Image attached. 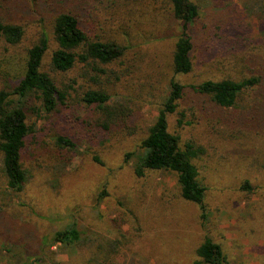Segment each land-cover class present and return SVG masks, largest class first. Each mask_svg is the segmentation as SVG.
Segmentation results:
<instances>
[{
    "label": "rangeland",
    "instance_id": "rangeland-1",
    "mask_svg": "<svg viewBox=\"0 0 264 264\" xmlns=\"http://www.w3.org/2000/svg\"><path fill=\"white\" fill-rule=\"evenodd\" d=\"M97 1L84 3L99 21L92 31L114 37L119 27L110 14L114 4L104 0L107 10L101 5L100 12L94 10ZM196 1L200 16L188 29L195 45V66L189 74H175L172 69L173 45L182 23L169 14L166 0L149 8L139 6L133 14L141 21L122 25L140 43L123 66L131 63L138 68L126 73V87L116 97L136 116L140 127L136 135L101 132L97 112L78 102L73 111L29 113L35 133L23 154L28 181L23 190L13 192L0 173V264H206L197 254L206 236L221 246L220 264H264V131L244 122L248 108L262 102L261 92L247 91L239 107L220 111L222 117L230 111L229 119L235 117L230 138V123L224 125L216 113L207 115L212 112L209 100L191 87L240 71L233 64L216 68V43L223 48L227 43L223 33L239 31L253 53L254 40L264 35L260 27L264 0ZM59 7L49 0L47 6L39 3L19 11L14 0H0V17L39 24ZM31 38L29 34L26 43ZM50 54L43 70L58 78L49 65ZM173 79L185 85V92L178 108L183 114H169V128L182 140L203 145L204 153L196 160L199 180L206 187L203 208L180 196L174 172L150 170L138 177L132 162L126 161V153L138 148L154 124ZM59 133L75 140L76 152L57 148L54 153L59 154L51 152ZM246 181L251 190L243 188ZM72 226L80 232L77 243L55 241L56 232Z\"/></svg>",
    "mask_w": 264,
    "mask_h": 264
},
{
    "label": "trees",
    "instance_id": "trees-1",
    "mask_svg": "<svg viewBox=\"0 0 264 264\" xmlns=\"http://www.w3.org/2000/svg\"><path fill=\"white\" fill-rule=\"evenodd\" d=\"M48 1L14 0V8H19V11L30 10L39 3L47 6ZM51 1L58 2L59 9L51 13L50 18L44 17L39 24H33L29 19L19 18L12 21L0 17V81L4 82V87H0V173L6 180L7 190L13 192L23 190L28 181L29 170L24 165L23 154L27 140L35 133L33 124L28 120L30 112L39 115L60 113L65 108L73 111V106L78 102L97 112L96 124L101 132L133 136L140 130L139 125L134 122L136 116L132 109L116 99L120 94L119 89L126 87V73L129 75L130 71L135 72V68H138L131 63L128 67L123 66L129 62L130 52L138 49L140 45L135 42L134 33L127 29L122 30V25L129 27L133 20L140 22L133 14L136 9L139 6L142 8V5L147 6L146 8L152 7L157 0L109 1L114 4V10L110 14L119 22V30L116 29L114 37L92 31V25L98 19L91 14L92 7L86 9L85 0ZM166 3L169 14L182 23L173 45L172 69L175 74H189L195 66V45L188 29L199 18L200 6L196 0H166ZM101 5L107 10L104 0H98L94 4V10L98 8L101 12ZM152 10H157V7ZM103 21L105 23L106 20ZM260 25L264 29L261 22ZM29 34L33 38L30 43H26ZM120 34L123 37H118ZM221 36L218 34L217 37L220 39ZM223 36L227 40L226 45L222 48L221 44L216 43L214 50L216 68L233 64L240 71L237 70L236 75L227 73L221 78H206L191 87L209 100L206 102L211 104L208 108L212 112H207V115L218 114L224 125L226 122L230 123L228 127L231 133L235 117L233 120L229 119L233 116L231 111L227 117H222L220 111L239 107V102L247 91L260 90L262 102L248 108L250 111L244 122L262 133L264 42L261 39L264 35L261 39L254 40L256 45L253 53L247 48L248 45L243 44L248 39L243 33L235 31L231 34L223 33ZM49 51V65L58 74V78L43 70ZM255 54L261 57L257 59ZM134 60L138 61V58ZM205 63H209V60H205ZM184 89L185 85L177 80L169 82V92L159 115L148 128V133L142 138L138 148L126 153V161L132 162L133 171L138 177H143L150 170L174 172L180 196L203 208L206 187L199 180L196 163L204 153L203 145L191 139L182 140L169 128V114H183L178 108ZM204 110L208 111L206 106ZM178 124L182 125L183 120L179 118ZM232 136L233 133L229 137ZM52 141L53 154H59L54 153L56 148L67 152L77 151V143L69 134L59 133ZM243 188L251 190L248 181ZM79 239L80 232L75 226L55 234V241L65 244L77 243ZM197 254L206 264H220L224 258L221 246L209 236L197 248Z\"/></svg>",
    "mask_w": 264,
    "mask_h": 264
}]
</instances>
